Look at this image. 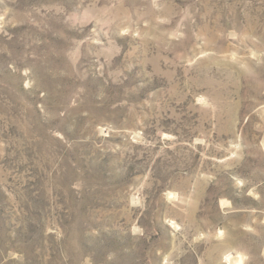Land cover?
I'll return each instance as SVG.
<instances>
[{
	"label": "rangeland",
	"instance_id": "rangeland-1",
	"mask_svg": "<svg viewBox=\"0 0 264 264\" xmlns=\"http://www.w3.org/2000/svg\"><path fill=\"white\" fill-rule=\"evenodd\" d=\"M264 264V0H0V264Z\"/></svg>",
	"mask_w": 264,
	"mask_h": 264
},
{
	"label": "bare ground",
	"instance_id": "bare-ground-1",
	"mask_svg": "<svg viewBox=\"0 0 264 264\" xmlns=\"http://www.w3.org/2000/svg\"><path fill=\"white\" fill-rule=\"evenodd\" d=\"M227 262H233V264H241V257L240 256H237L233 260L227 259Z\"/></svg>",
	"mask_w": 264,
	"mask_h": 264
}]
</instances>
